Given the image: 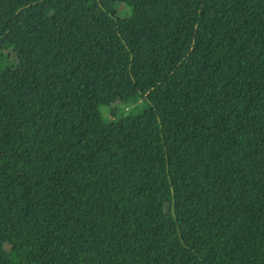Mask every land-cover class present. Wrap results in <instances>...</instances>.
<instances>
[{
  "label": "trees",
  "instance_id": "trees-1",
  "mask_svg": "<svg viewBox=\"0 0 264 264\" xmlns=\"http://www.w3.org/2000/svg\"><path fill=\"white\" fill-rule=\"evenodd\" d=\"M0 52V264H264V0H0Z\"/></svg>",
  "mask_w": 264,
  "mask_h": 264
},
{
  "label": "rangeland",
  "instance_id": "rangeland-1",
  "mask_svg": "<svg viewBox=\"0 0 264 264\" xmlns=\"http://www.w3.org/2000/svg\"><path fill=\"white\" fill-rule=\"evenodd\" d=\"M127 11L123 7L120 8L119 17H126ZM0 55L11 62L15 57L11 52L3 54L0 52ZM111 96L112 92L110 88L106 84H101L80 94L77 100L81 109L87 111L97 110L106 121L118 122L128 116L137 115L145 109L143 99L141 98L137 102L110 105L109 100Z\"/></svg>",
  "mask_w": 264,
  "mask_h": 264
}]
</instances>
